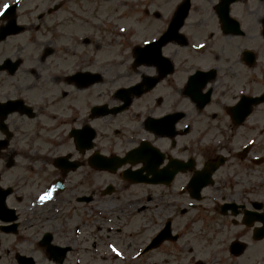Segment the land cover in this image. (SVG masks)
Instances as JSON below:
<instances>
[{"label": "flooded vegetation", "instance_id": "af4514ba", "mask_svg": "<svg viewBox=\"0 0 264 264\" xmlns=\"http://www.w3.org/2000/svg\"><path fill=\"white\" fill-rule=\"evenodd\" d=\"M67 1L0 0V222L25 241L36 239V218L61 215L48 235L66 249L49 251L42 234L11 264L34 253L49 264H264V0H223L220 15L221 0H188L182 39L139 63L135 45L100 60L111 41L95 38L102 27L89 16L68 33ZM184 2L158 16L156 38ZM129 72L138 79L116 85ZM84 93L94 101L86 110ZM121 117L129 132L106 146L100 121ZM139 146V164L101 170L100 155ZM127 167L160 182L131 184ZM133 188L142 197L129 199ZM100 214L110 228L95 238ZM137 215V230L126 231Z\"/></svg>", "mask_w": 264, "mask_h": 264}, {"label": "rangeland", "instance_id": "374dc122", "mask_svg": "<svg viewBox=\"0 0 264 264\" xmlns=\"http://www.w3.org/2000/svg\"><path fill=\"white\" fill-rule=\"evenodd\" d=\"M121 0H75V1H67L66 2V9L68 11V21L66 25V30L68 33L75 32L80 27V23H86V16H89V22L93 27H102L99 31H95V38H97L101 44H105L106 41H111V43L106 44L102 49L105 52L100 53V60L109 59L111 57H128L129 51L133 44H140L145 41L155 39L160 26H163L165 22L164 19L159 20L158 16L161 14H165L169 8L176 2V0H137L142 1L140 5L136 6L134 1L136 0H123L124 2L129 1L128 3L119 4ZM84 4L85 11H80L78 8ZM77 11V12H73ZM144 11L146 16H144ZM86 15V16H85ZM81 17L82 19L79 20L78 18ZM203 19H206L207 16L205 14L201 15ZM90 24L85 25L84 30L92 31ZM104 25L110 26L115 29V36L112 32H108L105 29ZM117 28L121 31V35L118 33ZM129 47V48H127ZM222 50L220 42H216L214 46V52L219 53ZM117 73H121L124 70L122 68H117L115 70ZM138 79L136 74L129 72L125 78L117 79L116 85L121 86L122 84H127L129 82H133ZM90 94L84 93L85 99V110L89 104H92L94 101L93 99L89 98ZM89 100V101H87ZM87 104V105H86ZM138 105V103H137ZM126 121L124 117L119 118L116 123L108 125L107 120H101L100 125L101 128V136L103 142L106 146H116L117 139H120L122 135L129 132V127L126 126ZM115 125V126H114ZM119 127V135H114L113 130L114 128ZM111 134V135H110ZM110 135V136H107ZM113 137V138H111ZM109 140V142H107ZM118 147V145L116 146ZM112 149V148H111ZM21 167V166H19ZM18 168V167H17ZM20 172V170H16V173ZM41 176H33L36 183H40ZM44 177V176H43ZM42 178V177H41ZM103 181H106V176L100 175V184ZM129 194V192H127ZM143 191L139 188H133L131 190V195L128 197L129 199H135V197H142ZM138 205L136 208L140 206V202L137 203ZM110 202L105 203L103 208L106 210H110ZM45 213V211H44ZM46 215V214H43ZM53 216V214H52ZM84 219H87V215L83 213ZM54 218L57 220L48 221V225L56 226L59 230V225L63 224L60 221V218H63L61 215H55ZM106 220L109 222L110 216L107 214H100L99 223L102 226L101 228L104 229V225L106 224ZM42 217L38 220L34 221V227H40L42 223ZM62 220V219H61ZM90 221V219H89ZM88 221V222H89ZM141 221V216L137 215L135 221H133L130 225L128 224L127 228L125 229L128 232H133L137 230L139 226V222ZM91 223V222H89ZM72 224V223H71ZM43 226V225H42ZM89 226V225H88ZM49 228H45L47 230ZM87 231V229H86ZM1 235V234H0ZM2 236V235H1ZM0 236V264H11L12 258L14 253L11 249L5 250V247L8 243H13L15 238L12 236ZM33 245H28L26 243H21V245L17 246V249H22L24 252L29 253L32 249ZM196 247V246H195ZM196 249H198L196 247ZM34 258L37 259L38 264H49L47 261H38L39 257L43 258V255L40 253H34Z\"/></svg>", "mask_w": 264, "mask_h": 264}, {"label": "water", "instance_id": "95a60500", "mask_svg": "<svg viewBox=\"0 0 264 264\" xmlns=\"http://www.w3.org/2000/svg\"><path fill=\"white\" fill-rule=\"evenodd\" d=\"M148 47L155 48V50L157 49V47L155 45L148 46Z\"/></svg>", "mask_w": 264, "mask_h": 264}, {"label": "snow or ice", "instance_id": "6c2138e0", "mask_svg": "<svg viewBox=\"0 0 264 264\" xmlns=\"http://www.w3.org/2000/svg\"><path fill=\"white\" fill-rule=\"evenodd\" d=\"M3 7L6 9L8 6L7 5H4Z\"/></svg>", "mask_w": 264, "mask_h": 264}]
</instances>
